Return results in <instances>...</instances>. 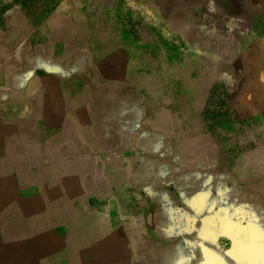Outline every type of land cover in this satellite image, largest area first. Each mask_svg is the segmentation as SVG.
<instances>
[{
    "label": "rangeland",
    "instance_id": "374dc122",
    "mask_svg": "<svg viewBox=\"0 0 264 264\" xmlns=\"http://www.w3.org/2000/svg\"><path fill=\"white\" fill-rule=\"evenodd\" d=\"M59 14L67 18L54 31ZM25 19L30 41L43 44L31 49L34 74L50 63L45 50L63 54L62 68L52 64L61 77L82 78L71 84L76 95H108L111 128L124 109L126 120L143 121L132 139L166 142L173 174L190 173L179 199L188 222L162 209L158 225L174 245L150 244L149 220L136 210L146 198L92 195L102 187L96 167L70 160L76 150L55 152L69 135L54 132L62 118L47 101L45 118L24 129L0 118V264H197L199 223L229 209L250 237L233 240L227 223L213 248L262 238L248 221L264 215V0H0V54L15 47Z\"/></svg>",
    "mask_w": 264,
    "mask_h": 264
},
{
    "label": "crops",
    "instance_id": "0c3cea01",
    "mask_svg": "<svg viewBox=\"0 0 264 264\" xmlns=\"http://www.w3.org/2000/svg\"><path fill=\"white\" fill-rule=\"evenodd\" d=\"M66 18V15L59 14L51 20L49 26L51 25L54 31L60 30V23ZM25 20L27 24L21 25L22 34L17 38L15 47L0 54V118H6L8 124L21 125L24 129L29 126L31 119L40 123V120L45 118L47 109H45V103L50 102L49 110L52 109L56 115L59 114L62 118L59 124H54V132L69 135V141L65 142H70L69 148L65 142L59 143L54 147L55 152L58 153L59 150L65 151L66 149L76 150V152H70V160L84 157L89 160V165L96 167L93 173L100 177L102 187L92 195L133 197V199L139 200L146 198L147 206L144 208L137 206L136 210L142 215V219L149 220V226L146 229L149 228L150 231H153V237L151 236L149 239L151 240L150 244L174 245L163 237L165 228H159L158 215L166 212L162 209L168 208L169 212L166 213L170 214L172 218L178 214L181 215V221L188 222V211H185L180 205L182 200L179 199L189 190L186 185H188L187 180L190 173L183 171V173L173 174V166L170 167L174 162L173 157H169L166 150H163L166 142L159 137L149 138L145 143L142 142V136L131 138L130 134L142 129L141 118L135 119L130 116L126 120L123 109L121 122L118 116V121L111 128V106L108 95L104 97L102 94L101 98L95 99L93 92L88 89L84 90L81 95H76L71 90V84H80L83 81L82 78L61 77L62 75L55 70V65L52 64L53 59H56L58 68H62L64 65L60 67L59 63L64 64L63 54L59 55L55 50L52 52L45 50V53L50 56V58L48 57L50 63L47 60L39 62L38 71H43V73L34 74L33 71L36 70V67L31 65V60L34 61L35 57L31 53V49L35 50L36 47H41L43 44L39 41H30L28 20ZM58 21H60L59 25ZM6 25L7 23H4V26ZM90 65L91 62L87 64L75 62L72 67L83 70ZM23 71L27 74L31 71L32 73L23 78ZM67 86L70 87V90L67 89ZM34 95H37L38 102H41V106H38L39 110L36 111L31 106ZM122 142L127 144H120ZM110 143H114L112 148L105 146ZM136 143L138 144L136 145ZM83 149L86 150L85 153L82 151ZM61 155L66 156L67 154L64 152ZM151 162L156 164L157 168H146V163ZM69 164L79 165V161H70ZM159 199H162L163 204ZM236 210L229 209L228 214L224 217L213 216L205 219L206 222L199 223L198 228L203 232V241L200 242L203 247L199 248L200 258L197 264H230V259L227 256L229 252H234L239 256V259L236 258L232 261L233 264H241L240 257L249 245L258 246L264 242V237H256L253 242L247 244H245L246 241H242L230 251L223 252L219 248H213L219 247L218 240L222 235L224 224L227 223L236 227L233 229V240L242 239V236L245 238L244 233L247 231L241 229L242 232L239 233ZM248 222L252 221L249 219ZM187 229L185 234L183 230L180 231L178 239H176L179 244H184L188 240ZM247 234L249 238L250 232L248 231ZM169 256H167V261L170 260Z\"/></svg>",
    "mask_w": 264,
    "mask_h": 264
},
{
    "label": "snow or ice",
    "instance_id": "6c2138e0",
    "mask_svg": "<svg viewBox=\"0 0 264 264\" xmlns=\"http://www.w3.org/2000/svg\"><path fill=\"white\" fill-rule=\"evenodd\" d=\"M251 221L257 224L262 237H264V215L257 219L255 214H253ZM240 262L241 264H264V242L258 246L249 245L245 253L240 257Z\"/></svg>",
    "mask_w": 264,
    "mask_h": 264
}]
</instances>
